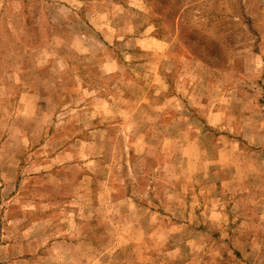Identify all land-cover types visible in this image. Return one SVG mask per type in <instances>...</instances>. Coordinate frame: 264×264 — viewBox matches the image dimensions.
<instances>
[{"label":"rangeland","instance_id":"374dc122","mask_svg":"<svg viewBox=\"0 0 264 264\" xmlns=\"http://www.w3.org/2000/svg\"><path fill=\"white\" fill-rule=\"evenodd\" d=\"M0 264H264V0H0Z\"/></svg>","mask_w":264,"mask_h":264},{"label":"crops","instance_id":"0c3cea01","mask_svg":"<svg viewBox=\"0 0 264 264\" xmlns=\"http://www.w3.org/2000/svg\"><path fill=\"white\" fill-rule=\"evenodd\" d=\"M97 131H103V133L106 132V130L104 128H101V129L97 128ZM107 135L110 136V133L108 132ZM95 151H96L95 158L93 157V159L91 160V164L93 166V172L101 173V171H106L107 172V183H108L109 182L108 180L110 178L109 175L112 172V169L114 167L111 169L110 167L107 168L106 166H103V165H105L107 162L110 163L109 156L111 155V150L108 148V146H102L101 148L96 149ZM94 163L96 165H94ZM113 188L115 189L114 186H113ZM113 188H111V186H108V184H107V190H106L105 194H103V198L101 199L100 198L101 196L100 197L98 196L96 198L98 204L104 202V203L107 204V208L110 209V208H112L111 207L112 205L119 204L120 202H126L127 201V200H119V199L115 200L114 194H115L116 191ZM100 189H101V187H100ZM106 194H107V196H106ZM90 218H93V217L91 216Z\"/></svg>","mask_w":264,"mask_h":264}]
</instances>
